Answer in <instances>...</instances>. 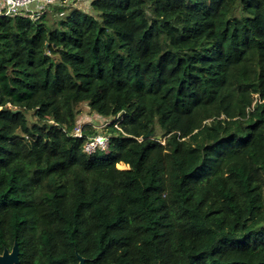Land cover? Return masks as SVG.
Masks as SVG:
<instances>
[{
  "label": "trees",
  "instance_id": "1",
  "mask_svg": "<svg viewBox=\"0 0 264 264\" xmlns=\"http://www.w3.org/2000/svg\"><path fill=\"white\" fill-rule=\"evenodd\" d=\"M69 1L0 17V254L264 264V0Z\"/></svg>",
  "mask_w": 264,
  "mask_h": 264
},
{
  "label": "built area",
  "instance_id": "2",
  "mask_svg": "<svg viewBox=\"0 0 264 264\" xmlns=\"http://www.w3.org/2000/svg\"><path fill=\"white\" fill-rule=\"evenodd\" d=\"M61 2V0H19V6L13 11L11 15L24 14L31 15L32 17L38 16L43 9L48 8L51 4H56ZM70 2V1H69ZM8 5L6 0H4L3 7H0V17L8 14ZM106 123L111 122V118H103ZM119 122H116L118 125ZM83 123L79 122L76 126L75 132L77 135H82ZM110 147V134H99L95 139H90L85 144V150L89 153L95 152L98 149L108 151Z\"/></svg>",
  "mask_w": 264,
  "mask_h": 264
},
{
  "label": "water",
  "instance_id": "3",
  "mask_svg": "<svg viewBox=\"0 0 264 264\" xmlns=\"http://www.w3.org/2000/svg\"><path fill=\"white\" fill-rule=\"evenodd\" d=\"M148 135V134H147ZM144 135L143 138H146ZM79 264H86V257L78 254ZM20 263V248L18 242H15L12 249L6 248L3 253L0 254V264H19ZM109 264H117L110 262Z\"/></svg>",
  "mask_w": 264,
  "mask_h": 264
},
{
  "label": "rangeland",
  "instance_id": "4",
  "mask_svg": "<svg viewBox=\"0 0 264 264\" xmlns=\"http://www.w3.org/2000/svg\"><path fill=\"white\" fill-rule=\"evenodd\" d=\"M70 6L71 5H76V6H79V7H81V8H84V9H86V8H88L89 6V3H90V0H70ZM237 7H239V4H238V6ZM85 105V107H86V104H84ZM87 113H89V112H84V115L86 114L87 115ZM99 118V117H98ZM105 120V119H104ZM97 122V121H96ZM97 124H98V122H97ZM107 125H103L101 128H100V130H104V132H106L107 131V127H106ZM158 132L160 133L161 131H160V129H158ZM118 166L119 167H123V168H125V167H127L128 165L127 164H125V163H119L118 164Z\"/></svg>",
  "mask_w": 264,
  "mask_h": 264
},
{
  "label": "clouds",
  "instance_id": "5",
  "mask_svg": "<svg viewBox=\"0 0 264 264\" xmlns=\"http://www.w3.org/2000/svg\"><path fill=\"white\" fill-rule=\"evenodd\" d=\"M3 3H4V0H0V7H3ZM6 3L9 6L8 7V14L9 15H11L13 13V11L19 6V0H6Z\"/></svg>",
  "mask_w": 264,
  "mask_h": 264
}]
</instances>
